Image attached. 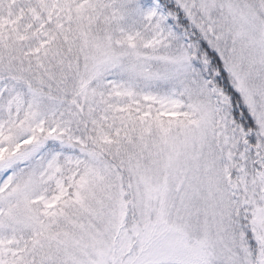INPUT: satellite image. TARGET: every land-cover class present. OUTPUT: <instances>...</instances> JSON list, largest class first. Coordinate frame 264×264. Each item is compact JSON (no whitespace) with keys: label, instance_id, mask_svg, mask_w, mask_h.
Instances as JSON below:
<instances>
[{"label":"rangeland","instance_id":"obj_1","mask_svg":"<svg viewBox=\"0 0 264 264\" xmlns=\"http://www.w3.org/2000/svg\"><path fill=\"white\" fill-rule=\"evenodd\" d=\"M72 1L0 0V264H264V0Z\"/></svg>","mask_w":264,"mask_h":264},{"label":"trees","instance_id":"obj_2","mask_svg":"<svg viewBox=\"0 0 264 264\" xmlns=\"http://www.w3.org/2000/svg\"><path fill=\"white\" fill-rule=\"evenodd\" d=\"M164 6V5H163ZM73 14L74 15H77L75 12H73ZM170 20V19H169ZM166 21V20H165ZM86 21H83L81 18H80V22L78 21V18H75L74 19V23L75 24H77L78 25V27L83 31L84 29H85V25H84V23H85ZM98 23H101V22H98ZM169 26V28H170V30H167V33L168 34H170L171 36H176L177 35V31H181V26L179 25H176L174 22H172L171 21V23H169L168 24ZM182 42V41H181ZM186 46H188L189 47V50H192V47L191 46H189V43H187V39H186ZM135 73H137V71H134ZM133 72V73H134ZM137 77L135 76H132V71H130L129 72V81H130V84H133V83H137L135 80H137L136 79ZM240 104H242V103H240ZM71 105H72V107L73 108H77L78 107V105H79V103L78 102H73L72 100H71ZM246 110H247V108H246V106L243 104V110L242 111H244L245 112V114H246V116H248V111L246 112ZM12 116V115H11ZM12 117H14V116H12ZM10 121H12V120H10L9 119V122ZM33 135V134H32Z\"/></svg>","mask_w":264,"mask_h":264}]
</instances>
